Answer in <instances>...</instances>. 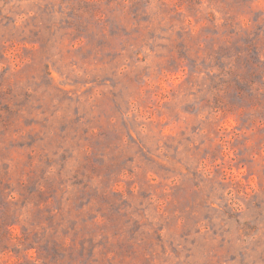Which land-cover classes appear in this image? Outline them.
Returning <instances> with one entry per match:
<instances>
[{
  "label": "rangeland",
  "instance_id": "rangeland-1",
  "mask_svg": "<svg viewBox=\"0 0 264 264\" xmlns=\"http://www.w3.org/2000/svg\"><path fill=\"white\" fill-rule=\"evenodd\" d=\"M264 0H0V264H264Z\"/></svg>",
  "mask_w": 264,
  "mask_h": 264
},
{
  "label": "clouds",
  "instance_id": "clouds-1",
  "mask_svg": "<svg viewBox=\"0 0 264 264\" xmlns=\"http://www.w3.org/2000/svg\"><path fill=\"white\" fill-rule=\"evenodd\" d=\"M262 6H264V5H262Z\"/></svg>",
  "mask_w": 264,
  "mask_h": 264
}]
</instances>
